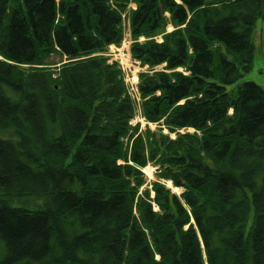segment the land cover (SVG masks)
<instances>
[{"label":"trees","instance_id":"trees-1","mask_svg":"<svg viewBox=\"0 0 264 264\" xmlns=\"http://www.w3.org/2000/svg\"><path fill=\"white\" fill-rule=\"evenodd\" d=\"M130 3L155 131L104 57ZM263 18L264 0H0V264H264V91L227 88Z\"/></svg>","mask_w":264,"mask_h":264},{"label":"rangeland","instance_id":"rangeland-1","mask_svg":"<svg viewBox=\"0 0 264 264\" xmlns=\"http://www.w3.org/2000/svg\"><path fill=\"white\" fill-rule=\"evenodd\" d=\"M168 30H171V27H169ZM124 35L130 36L128 28H125ZM252 43H253V48H254V56H253V61H252L250 70L248 72H245L243 76L237 81V83H235L232 86H228L227 87L228 90L242 86L244 83H253L264 91V18L259 19L256 22ZM60 61L61 60L59 59V57L52 58V62L58 63ZM136 123L141 124V130H144L146 128V123L139 122V118L137 119V122L135 120L133 125H135ZM150 127H151L150 129L153 131L157 130V126H150ZM189 132L192 133V131H189ZM172 137L174 138L175 136L172 135ZM144 173L147 177L148 183H152L156 180L155 169L153 167L148 166L144 170ZM166 185L167 187H169L168 183H166ZM169 188L173 191V193H176V194L181 193L180 190H174L175 188H172V187H169ZM251 220H252V217L248 222V226H250Z\"/></svg>","mask_w":264,"mask_h":264},{"label":"built area","instance_id":"built-area-1","mask_svg":"<svg viewBox=\"0 0 264 264\" xmlns=\"http://www.w3.org/2000/svg\"><path fill=\"white\" fill-rule=\"evenodd\" d=\"M108 56L112 59V61H116L120 64L122 71L126 76V83H128L131 87V93L134 97H136L137 101H139L138 96L136 95V89L133 86V72L136 68H139L140 63L138 61L132 60L128 50L123 45L122 48H111Z\"/></svg>","mask_w":264,"mask_h":264},{"label":"bare ground","instance_id":"bare-ground-1","mask_svg":"<svg viewBox=\"0 0 264 264\" xmlns=\"http://www.w3.org/2000/svg\"><path fill=\"white\" fill-rule=\"evenodd\" d=\"M145 169H146V168H145ZM145 169H144V170H145ZM168 185H169V187H172L170 183H168ZM174 190H180V189H174ZM180 191H181V190H180Z\"/></svg>","mask_w":264,"mask_h":264}]
</instances>
